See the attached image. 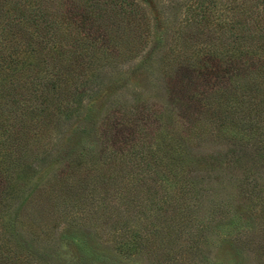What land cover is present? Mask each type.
Segmentation results:
<instances>
[{"label":"trees","instance_id":"16d2710c","mask_svg":"<svg viewBox=\"0 0 264 264\" xmlns=\"http://www.w3.org/2000/svg\"><path fill=\"white\" fill-rule=\"evenodd\" d=\"M151 2L0 0V264H95L55 237L84 220L122 256L189 264L174 248L219 213L264 264V0ZM124 76L163 96L91 115Z\"/></svg>","mask_w":264,"mask_h":264},{"label":"rangeland","instance_id":"374dc122","mask_svg":"<svg viewBox=\"0 0 264 264\" xmlns=\"http://www.w3.org/2000/svg\"><path fill=\"white\" fill-rule=\"evenodd\" d=\"M137 1L142 5L146 4L147 7L152 4L151 0ZM119 73L120 67L115 69L110 68L108 71V75H110L112 79H117ZM123 78L124 79L119 82L121 86L119 90H113V94L106 92L107 94L104 93L99 99L92 103V105L88 108V112L91 115L95 116L101 114L105 110L110 99L112 104L113 100H116L118 102L114 103L117 104L116 106L121 105L120 107L128 109L131 107L130 105L136 106L135 102H139V98H142L148 102H159V98L163 96L161 82L153 81L152 83L151 77L147 79L146 77L131 78L124 76ZM70 140L75 141L73 134L70 135ZM81 140L86 141L88 138L82 137ZM49 163L50 162L44 164L42 169L38 172V175L34 180L36 184L45 181L56 169V165H50L51 163ZM226 209L228 210V207ZM221 214L223 213L215 215L211 214L214 218V221L210 222L212 230H208L209 235L206 240L198 237L199 228L197 227L192 228L193 234L196 235L194 236V239L193 236L192 238H189L190 241L181 238L180 244L177 245L173 250L176 255L174 258H178V260H180L182 257L184 262H188L189 264H255L253 262V256L251 253H244V255L242 253V256L239 257L236 256L234 250L230 248L231 246L229 242L233 241H230V239H228L229 237L224 238L222 234L229 231L233 232L234 226L229 225L228 220H226L227 218L220 216ZM96 224L97 223H95V221L84 220L83 226H66L63 229H59L56 231L55 237L59 239L60 236H66L69 242H84L82 247L86 248L89 255H95V258L90 255L95 264H155L150 258L148 259L145 256L125 257L117 253L112 239L113 230H109L110 226H107V228H101ZM216 226H219V229H217L218 231L213 229V227ZM253 226V228L257 231V228L259 227H257V225L255 226V224ZM234 236L235 234L231 237L234 238ZM197 242H201L200 250L198 249L199 247L194 249V245L199 246V243ZM205 242L208 243L204 244Z\"/></svg>","mask_w":264,"mask_h":264}]
</instances>
